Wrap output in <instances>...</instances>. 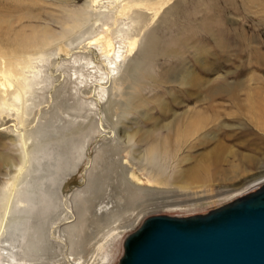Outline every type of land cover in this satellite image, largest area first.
Returning <instances> with one entry per match:
<instances>
[{
	"label": "rangeland",
	"instance_id": "rangeland-1",
	"mask_svg": "<svg viewBox=\"0 0 264 264\" xmlns=\"http://www.w3.org/2000/svg\"><path fill=\"white\" fill-rule=\"evenodd\" d=\"M91 1L0 0V55L32 61L25 105L0 113V155L23 159L0 168V192L26 169H38L50 199L39 222L44 264H117L122 240L145 219L203 216L264 181V80L249 81L264 79V0H151L152 10L124 0L126 15L113 0L103 19L83 21ZM118 30L135 36L134 45L119 40ZM100 31L108 32L109 48L95 38ZM48 35L54 43L41 47ZM152 40L159 51L147 56ZM119 41L121 60L108 72L103 62L113 61ZM164 49L179 54L169 58ZM180 71L200 85L177 82ZM221 82L251 89L248 101L243 92L240 107L225 94L205 100ZM196 111L214 117L202 130L209 134L200 137L208 118L194 117L200 125L192 136L181 126L172 138L186 142L172 157L147 163L148 144L137 140L142 131L163 135L161 125ZM219 144L217 168L225 176L192 183L196 165H207L198 162ZM8 170L10 178L1 175ZM15 214L9 197L0 201V237Z\"/></svg>",
	"mask_w": 264,
	"mask_h": 264
},
{
	"label": "bare ground",
	"instance_id": "bare-ground-1",
	"mask_svg": "<svg viewBox=\"0 0 264 264\" xmlns=\"http://www.w3.org/2000/svg\"><path fill=\"white\" fill-rule=\"evenodd\" d=\"M57 1L59 3H65L67 0H57ZM112 1L113 0H92L91 4H89L88 6L92 12L91 14H89L88 19H84L83 16L82 20L99 21L103 19L108 12V5L111 4ZM123 1L124 0H121L120 3L116 5L117 8H119L118 15L122 13H125L126 15L127 13L126 12L127 7H125L122 4ZM159 1H163V0H159ZM133 2L139 3L141 5H145L147 7V10H152L151 6H153V8L154 6H156V4L152 5L151 0H133ZM158 4L160 3H157V5ZM86 14H88V12H86ZM142 16L141 14L138 16V18L135 16L136 18H133L134 20H132V22H140L143 19ZM78 23L80 22L77 21L74 22V25L71 29L72 32L77 28ZM63 32L66 33V28L63 29ZM125 35L126 33L124 30L117 31V38L119 40L125 39L123 41H126L128 45L133 46L136 37L132 35L130 36L129 34H127L126 36ZM109 37L110 36L108 35V32L103 31L97 34L95 38L101 40L104 46L106 48H109V40H108ZM54 41H55L54 36L48 35V38L45 40V42H43V44H41V47L43 45L49 47V45L53 44ZM150 42L151 44L145 50L147 56L157 54L159 51L156 48L157 45L156 42L154 40ZM120 43L121 42L119 41L118 46L116 44L117 47H115L113 51L114 52L113 61H109V60L106 61L107 65L104 64L103 62V66L107 68L108 72L114 73L115 71L114 69L116 66L115 63H119V61L121 60L122 55H121V48L119 46ZM152 46H154L153 49ZM161 53L169 58L176 57L177 54H179L178 52L175 53L174 51L168 49L162 50ZM87 66L89 69L96 70V68L91 63H88ZM31 69H32V61L29 56L20 58L17 62H10V60L0 55V113L13 111V108L18 103H20L21 105H25L27 101L26 99L27 94L32 92V85L26 78L24 72L25 70H31ZM168 72H170V70H168ZM109 75L110 74L108 73V76ZM163 76L166 75L163 74ZM251 80L258 81L264 79L262 77L252 75L249 78V81ZM177 82H179L182 85L184 84L195 87L200 85L199 80L192 78L189 71H180V78L178 79ZM101 88L104 90L103 87ZM240 92H243L246 95L245 101H248L252 90L243 87L241 82H238L235 85H229L225 82H221L220 84L208 88L206 90V95L204 99L209 101L212 100L213 97H215L216 95L225 94L232 99V102H235L234 104L237 107H240L241 104L239 103L238 99H236L238 93ZM202 116L206 119L208 118L207 120L205 119L206 121H204V123L205 122L206 123L204 124V126L201 128L200 131V134L203 133L200 137L203 138L207 135L208 132H204L202 130L206 125L214 121V117L203 114L200 111H196L183 119L178 117L179 119H177L173 123L161 125L163 131H165V134L163 135H161V133L156 134L158 130L157 128H154L149 131H142L145 133H142V137L138 136L139 138L137 140L140 143L148 144V148L143 152V158L147 161V163L148 162L152 163L156 161V158L158 157L161 159L172 157L174 153L177 152L178 148L184 143H186L183 138H179L174 142L172 141V138L174 136L177 137L180 135L181 126L184 127V131L182 132L185 133L184 135L192 136L189 133L193 132L194 129L200 125L199 120L194 117L201 118ZM219 125H215V128L216 129L220 128ZM169 145H171V147H168ZM223 148L224 146L222 144H219L216 146L214 150L209 152V154L202 157L201 159L202 161H199L198 164L204 162L207 165H202V164L200 166L196 165L197 166L196 172L192 173L189 179L190 181H192V183L202 182L206 177H208L209 179H213L215 175L218 174H220L222 177L225 176V174H222V172L220 173V171L217 168L221 162V152ZM22 160L23 159L21 158V156H17L16 158H14L12 156L0 155V168L4 166V168L11 169L13 168L12 167L13 165L17 166L18 164H22L21 163L23 162ZM247 160L250 161L249 158L246 159L245 161ZM258 170L260 174L264 173V166L259 168ZM36 171H38V169L34 167L30 170L26 169V171L24 172L26 174H24L23 176H21L22 174H19L18 178L16 177V180H14L9 185L5 182V184L7 185H5L1 189L0 201L3 202L7 197H9L11 203L14 206V212H17V214H15L9 220V222L6 223L5 229L6 228L8 229L5 233L6 235L4 237H0V264H44V247L42 246L43 244L41 243V236H42L40 234L41 223L39 222L42 219L40 215L46 213L44 212L42 205L46 204L47 206H49L50 204L48 201L49 197L47 199L46 196V190L42 188L43 187V183H42L43 181H41L42 176L35 175ZM2 172L3 173H1V175H3L4 177L6 178L11 177V173H12L11 170H8L7 172L4 171ZM201 174H204L205 176L204 175L201 176ZM262 184L264 185V181L260 182V184H257L256 186H253L251 189L256 188ZM59 187L60 186L58 184L57 190L59 189ZM239 198H242V196ZM27 225H30V227L24 228ZM28 230H30V232L26 233L25 231ZM124 239L121 242L122 246ZM122 253H123V247H122ZM104 260H106V258L103 256L102 262Z\"/></svg>",
	"mask_w": 264,
	"mask_h": 264
},
{
	"label": "water",
	"instance_id": "water-1",
	"mask_svg": "<svg viewBox=\"0 0 264 264\" xmlns=\"http://www.w3.org/2000/svg\"><path fill=\"white\" fill-rule=\"evenodd\" d=\"M122 247L117 264H264V186L203 216L149 217Z\"/></svg>",
	"mask_w": 264,
	"mask_h": 264
}]
</instances>
